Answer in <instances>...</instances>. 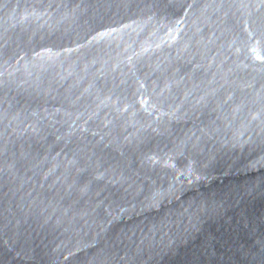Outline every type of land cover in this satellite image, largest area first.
<instances>
[{
  "label": "water",
  "instance_id": "1",
  "mask_svg": "<svg viewBox=\"0 0 264 264\" xmlns=\"http://www.w3.org/2000/svg\"><path fill=\"white\" fill-rule=\"evenodd\" d=\"M0 264H264V0H0Z\"/></svg>",
  "mask_w": 264,
  "mask_h": 264
}]
</instances>
